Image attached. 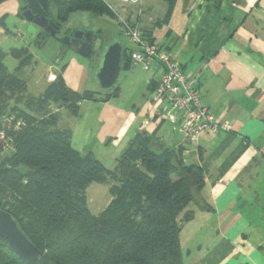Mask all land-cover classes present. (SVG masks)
Listing matches in <instances>:
<instances>
[{
  "label": "crops",
  "instance_id": "crops-1",
  "mask_svg": "<svg viewBox=\"0 0 264 264\" xmlns=\"http://www.w3.org/2000/svg\"><path fill=\"white\" fill-rule=\"evenodd\" d=\"M23 4L8 0L0 5L6 26H0V39L21 37L28 27L21 17ZM142 6V16L136 10L130 20L195 77L202 106L218 123H229L231 132L202 135L190 145L179 125L163 117L165 105L152 102L158 67L146 72V94L124 103L120 85L117 98L81 102L79 110L85 108L89 117L59 129L70 130L74 149L101 162L99 150L110 170L136 135H155L169 149L188 150L185 162L204 172L201 201L210 209L202 211L194 203L187 208L194 218L180 231L183 264H264V0H177L168 21L158 27L166 14L164 2L143 0ZM75 63V69L63 72L66 86L76 93L90 91V73ZM59 72L50 70L54 77L47 85ZM64 112L57 126L66 121ZM75 137L80 147L73 146Z\"/></svg>",
  "mask_w": 264,
  "mask_h": 264
},
{
  "label": "trees",
  "instance_id": "trees-1",
  "mask_svg": "<svg viewBox=\"0 0 264 264\" xmlns=\"http://www.w3.org/2000/svg\"><path fill=\"white\" fill-rule=\"evenodd\" d=\"M176 1L163 0L166 14L157 27L168 21ZM55 8L58 27L79 12L115 19L105 0H66L55 2ZM4 22L0 26L6 30ZM140 30L153 43L150 32ZM6 57L18 62L17 72L30 66L33 56L26 46L0 49V132L10 141L6 148L0 141V209L41 251L34 264H183L180 231L194 218L187 208L194 203L210 209L201 201L204 172L185 162L188 150L169 149L155 135H136L107 169L91 153L74 149L70 130L57 124L61 110L78 117L81 102L117 98L119 88L109 94L73 92L63 67L42 93L29 97L25 81L8 71ZM92 184L110 185L111 200L97 216L86 196ZM0 264H24L1 238Z\"/></svg>",
  "mask_w": 264,
  "mask_h": 264
},
{
  "label": "rangeland",
  "instance_id": "rangeland-1",
  "mask_svg": "<svg viewBox=\"0 0 264 264\" xmlns=\"http://www.w3.org/2000/svg\"><path fill=\"white\" fill-rule=\"evenodd\" d=\"M105 1L113 9L115 19H110L107 17H95L88 12H79L72 14L67 22L60 24L59 30L53 37H46V41L43 45H37V43L32 39V36L27 33V28L23 30L21 29V37L14 39L13 36L8 37L6 40L0 39V49L4 53H7L10 48H20L22 46H26L29 49L30 54L33 56L32 64L17 72L16 68L18 66V62L16 60L12 59L11 57H6L4 60V64L6 65L8 71L12 74H17L18 78L25 81L28 86L29 97L35 98L43 92L48 82L47 79L49 80L54 77L52 74H50V70H53L55 67L59 70H61L63 67H65V69L71 67L70 69L72 71L73 69H75V67H72V63L75 62L77 63H75L76 69H78V66L84 67L88 70V73H90L89 78H87V90H90L92 92H102L95 81L91 58L80 57L74 50L65 51V48L63 46V38L66 37V33H68L69 31H98V38L94 42V49L104 50L110 43L113 42V40L118 38L122 46H124L128 51L133 50V47L128 43L123 35V29L120 22H135L134 20H130L131 18L129 17H132V14L136 10L138 11L137 15L141 17L143 0H141V3L138 5H130L115 0ZM51 10L53 12L50 14V16L56 19L54 11L55 9L53 5H51ZM1 17L2 15L0 14V18ZM17 32L18 31H16L15 33ZM146 72L147 71H144L141 66H133L132 73L130 74V77H128V79H125L127 72H122L120 74L117 81V87H120L121 85L124 89V103L130 101V98L141 97V94H146L144 79H147V77L149 76ZM160 75L161 71L159 72V76ZM143 90L145 93L143 92ZM152 102L155 101L152 100ZM86 112L87 111L84 108L79 112L78 117L73 118L71 116H68L66 118V121L59 123L58 128L73 127L74 121H83L84 118H86L87 116L89 117ZM76 141L77 137L74 138L73 146L80 147V145ZM95 154L96 157L98 156L99 159L101 158L100 160L102 164L107 169L111 168L109 161L101 157V153L99 150H96ZM86 196L90 212L93 215L97 216L106 208L111 200V196L109 194V185L92 184L86 190ZM190 207H193V205H191Z\"/></svg>",
  "mask_w": 264,
  "mask_h": 264
},
{
  "label": "built area",
  "instance_id": "built-area-1",
  "mask_svg": "<svg viewBox=\"0 0 264 264\" xmlns=\"http://www.w3.org/2000/svg\"><path fill=\"white\" fill-rule=\"evenodd\" d=\"M115 1L130 5L141 3V0ZM120 23L124 37L133 47L129 53L131 65L141 66L144 71L154 70L156 67L161 71L153 91V100L165 104L163 117L179 125L190 145L195 146L200 136L204 134L216 136L231 132L229 123H218L213 114L201 105L193 75L188 74L169 54L163 52L158 44L148 42L137 22L121 21ZM7 123L11 124L10 121ZM20 124L21 122H17L14 129H18ZM6 136V132H0V141L5 148L10 144ZM185 154L188 152L186 151Z\"/></svg>",
  "mask_w": 264,
  "mask_h": 264
},
{
  "label": "water",
  "instance_id": "water-1",
  "mask_svg": "<svg viewBox=\"0 0 264 264\" xmlns=\"http://www.w3.org/2000/svg\"><path fill=\"white\" fill-rule=\"evenodd\" d=\"M24 7L21 9V17L28 24L27 33L37 40L38 30L41 29L47 36L53 37L59 30L54 23H48L43 11L49 8L50 0H23ZM64 3L66 0H56ZM97 34L90 32L75 31L63 38L65 51L74 50L83 58L92 60V70L97 85L102 93L109 94L117 87V81L122 72L130 70V59L126 49L123 48L119 39L113 40L106 49L94 52V42ZM45 35H39L37 45L45 43ZM0 238L7 242V249L16 255L24 264H34L41 260L42 253L28 239L18 222L6 211L0 209ZM52 264V263H50ZM134 264V263H123Z\"/></svg>",
  "mask_w": 264,
  "mask_h": 264
},
{
  "label": "flooded vegetation",
  "instance_id": "flooded-vegetation-1",
  "mask_svg": "<svg viewBox=\"0 0 264 264\" xmlns=\"http://www.w3.org/2000/svg\"><path fill=\"white\" fill-rule=\"evenodd\" d=\"M55 2H57L56 0H50L49 1V8L46 10V11H43L42 12V14L44 15V13H52L53 11L51 10V5H53V7H54V11L56 12V8H55ZM22 7H24V4H23V6ZM50 16V15H49ZM46 18V17H45ZM46 20H47V22L48 23H56V21L50 16L49 18H46ZM56 26V25H55ZM76 30H74V31H69L68 33H66V36H69L71 33H73V32H75ZM42 34H44L45 36H47L44 32H43V30H41V29H39L38 30V37H39V35H42ZM102 49H95V53L98 51V52H100ZM128 56V55H127ZM92 57V56H91ZM90 57V58H91Z\"/></svg>",
  "mask_w": 264,
  "mask_h": 264
}]
</instances>
